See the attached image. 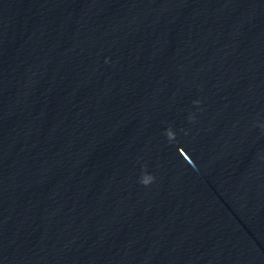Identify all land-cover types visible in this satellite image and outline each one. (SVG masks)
Wrapping results in <instances>:
<instances>
[{
  "label": "clouds",
  "instance_id": "9594fccd",
  "mask_svg": "<svg viewBox=\"0 0 264 264\" xmlns=\"http://www.w3.org/2000/svg\"><path fill=\"white\" fill-rule=\"evenodd\" d=\"M167 136L172 139L174 138V133L171 131V130H168L167 132ZM154 179V177H152L151 175H144L142 180H141V183H143L144 185H148L149 183L152 182V180Z\"/></svg>",
  "mask_w": 264,
  "mask_h": 264
}]
</instances>
